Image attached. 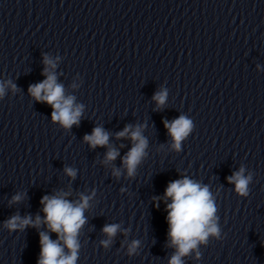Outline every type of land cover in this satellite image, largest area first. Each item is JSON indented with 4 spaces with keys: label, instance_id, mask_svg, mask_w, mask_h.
I'll return each mask as SVG.
<instances>
[{
    "label": "clouds",
    "instance_id": "9594fccd",
    "mask_svg": "<svg viewBox=\"0 0 264 264\" xmlns=\"http://www.w3.org/2000/svg\"><path fill=\"white\" fill-rule=\"evenodd\" d=\"M43 74L46 79L40 83L29 85V94L37 101L51 106V119L58 122L64 129L71 130L73 125H79L83 115L84 106L75 103V97L65 96L64 87L57 83L56 75L49 71L56 67L55 61L45 56ZM8 83H11L10 81ZM13 91L16 85H11ZM76 87V85H73ZM5 94V84L0 82V98ZM153 100L157 102V107H162L167 99V90H161L153 95ZM164 128L167 129L173 143L172 148L179 151L181 142L193 130V121L185 115H180L173 121H164ZM142 126L127 125L116 133V138H129L133 142L131 149L122 158V165L127 169L129 177L134 176L137 165L146 155L147 139L142 135ZM84 142L92 149L97 147H108L109 133L100 126L94 127L91 134H86ZM123 147V145L121 146ZM119 151L114 147H108L102 163L109 165L115 161ZM64 172L75 179L77 172L71 167H65ZM245 169L240 168L226 179L228 183L234 184L235 192L242 197L249 194L248 185L252 180V175H244ZM113 175L119 177L120 170L113 165ZM95 193H93L94 195ZM70 195L67 192H59L55 195H45L41 198L40 204L43 205L44 213L43 223L47 225L50 232L57 234L58 239L52 240L45 232H40L39 243L40 253L37 264H77L80 243L78 236L83 225L86 224L85 210L89 208L91 196L81 194L80 200L73 202L66 199ZM165 198H171V203L167 204L166 221L168 224L167 237L170 243L169 247L176 249L169 260V264H184L183 257L187 256L192 250L198 248L201 243L207 244L210 236L220 240L221 229L216 216L217 207L215 198L209 191L207 185L202 186L187 177L168 183L165 189ZM22 200L21 194H16L9 202L19 203ZM159 205L157 204V208ZM41 217L36 216L35 221L31 216L21 217L13 215L5 221V227L10 231L24 230L25 228L38 227L41 224ZM119 224H106L102 232L108 237L100 243L108 248L112 243V238L119 230ZM138 241H133L129 247V254L135 252ZM67 249V251L65 250ZM200 252L197 251L196 258H200Z\"/></svg>",
    "mask_w": 264,
    "mask_h": 264
}]
</instances>
